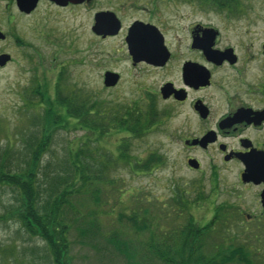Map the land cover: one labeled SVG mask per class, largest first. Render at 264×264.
<instances>
[{"label":"flooded vegetation","instance_id":"obj_1","mask_svg":"<svg viewBox=\"0 0 264 264\" xmlns=\"http://www.w3.org/2000/svg\"><path fill=\"white\" fill-rule=\"evenodd\" d=\"M170 2L176 0H0V56L11 55L0 68L18 56L35 62L53 58L52 65H68L62 57L77 54L78 48L75 40L69 49L68 34L79 35L78 44L85 32L97 48L108 43L111 56L102 82L108 72L119 79L104 87L118 90L127 82L138 99L129 100L126 111L146 115L152 107L149 126H158L171 114L174 137L193 174L188 194L195 193L194 206L216 204L208 222L217 225L225 219L221 211L229 208V201H220L221 194L253 190L260 207L257 217L264 223V40L258 47L228 42L227 37L224 41L225 32L250 23L238 16L243 12H212L207 0H192L190 5L198 3L201 11L181 15L162 9ZM211 13L223 26L211 22ZM109 19L115 23L110 25ZM116 26V33L104 35ZM123 63L126 71L119 68ZM256 71L259 76L253 77ZM159 105H166L163 112ZM233 170L235 184L228 190L227 173Z\"/></svg>","mask_w":264,"mask_h":264},{"label":"rangeland","instance_id":"obj_2","mask_svg":"<svg viewBox=\"0 0 264 264\" xmlns=\"http://www.w3.org/2000/svg\"><path fill=\"white\" fill-rule=\"evenodd\" d=\"M237 1V8L233 9L243 12L238 13V16H246L242 18L243 21L248 20L250 23L244 22L234 26L233 31L225 32L224 41L227 37L228 42L252 43L257 46L264 40V0ZM189 2L192 0H176L162 9L178 10L181 15L190 10L201 11L198 3L193 8ZM209 10L221 11L214 6ZM216 16V13H211V22L223 26ZM239 19L237 21H240ZM79 37L68 34L69 49L71 50L75 40L76 48L78 47L77 54L73 51L62 57L61 60L69 61L68 65H52L50 62L53 58L35 62L18 56L13 63L0 68V152L11 150L9 167L15 169L25 164L22 152L26 140L33 138L36 132L45 127L49 129L48 133L52 134V145L46 160L62 159L67 151L85 138L86 132L74 127V124L67 131L59 126L60 124H45L49 102L58 112L59 102L55 99V89L61 73L64 74L62 88L67 95L73 96L77 92L84 98H96L100 102L125 108L129 100L138 99L132 94L127 82H123L118 90L104 87L102 75L103 70L109 68L111 46L105 42H101L98 48L94 44L91 45V35L86 32L78 44ZM252 51L255 52L254 49ZM119 68L126 71V63L121 64ZM255 75L259 76V72H254L253 77ZM157 107L158 111L163 112L166 105ZM164 116L161 124L150 126L138 135L116 130L113 124L112 131L104 136L101 143L103 152L118 157L126 150L127 157L107 167V182L99 184L100 201L92 202L88 198L85 201L79 196L73 198V204L81 210L83 217L79 221L75 219L71 227V264H127V260L104 240L114 233L119 234L120 239L130 242L135 248L137 254L134 255V260L137 264H163L152 253L155 243L159 242L157 239L170 238L174 234L179 236L189 220H193L194 224L200 227L211 224L208 221L214 217L216 204L214 207L213 202L208 206H194L195 193L188 194L193 174L184 163V153L179 140L174 137L172 116L170 113ZM105 158L104 155L98 157V161L104 163ZM43 164L45 165V162ZM235 178L234 170L227 173L229 184L226 189H232L230 186L235 184ZM238 192L240 194H221L220 201L225 199L231 203L226 201L229 208L221 211L225 219L222 223L213 224L216 232L212 233L208 241H224L226 245H249L253 252V263L264 264V223L259 222L257 217L260 215V207L257 206L253 190L244 189ZM0 195L1 216L5 203L9 205L14 202L15 195L12 188H1ZM237 197L238 201L234 202ZM93 215L96 216L97 219L94 220H97L101 230L102 237L98 239L94 236L92 239L91 234H83L84 230L89 228ZM7 216L12 218L10 214ZM131 217H137L140 221L151 220L150 229H135L128 220ZM71 218L74 220L73 214ZM3 219L5 218H0V257L6 261L1 264H15L10 261L12 254L18 252V255H23V250L26 252L24 257L13 256L16 264L47 263L42 241L28 239L19 232L15 221Z\"/></svg>","mask_w":264,"mask_h":264},{"label":"trees","instance_id":"obj_3","mask_svg":"<svg viewBox=\"0 0 264 264\" xmlns=\"http://www.w3.org/2000/svg\"><path fill=\"white\" fill-rule=\"evenodd\" d=\"M207 1L211 8L214 6L221 11H236L233 8H237L239 3L237 0ZM63 76L61 73L55 89L59 113L49 102L50 108L45 114V124L54 126L60 124L59 126L66 131L74 124V127L86 132L85 138L81 139L76 147L67 151L62 159L46 160L52 145V134L48 133L49 129L45 127L36 132L33 138L26 140L22 152L25 164L15 169L8 166L11 150L5 149L0 152V189L12 188L15 195L14 202H10L9 205L5 203L0 218H5L3 221H15L19 232L28 239L42 241L44 258L47 260L45 264H71L69 255L71 227L75 219L79 221L83 217L81 210L73 204V198L79 196L85 201L87 198L92 202L100 201L99 184L107 182L105 180L107 167L127 157L126 150L118 157L103 152L101 143L104 136L112 131L113 124L116 130L126 131L128 134L143 133L150 127L147 115L153 112L151 107L146 115H138L126 111L125 107L100 102L96 98H84L77 92L73 96L67 95L62 88ZM103 155L106 156L104 163L98 161V157ZM150 158L157 160L154 157ZM7 214L12 218L9 219ZM72 214L74 220L71 218ZM94 219L97 218L93 215L90 221ZM128 220L135 229L141 231L150 229L152 224L151 220L140 221L137 217ZM90 221L89 228H86L83 234H91L92 239L93 236L96 239L101 238L97 220L91 224ZM215 232L212 223L200 227L196 226L193 220H189L179 236L174 234L170 238L157 239L160 244L155 243L152 253L163 264H254L253 252L249 245L231 243L226 245L224 241H208ZM104 240L127 260V264H137L134 260L137 251L130 242L120 239L116 233ZM23 253H26L25 250ZM24 254L18 255L17 252L12 255L24 257ZM13 256L10 261L16 264ZM5 261L0 257V264Z\"/></svg>","mask_w":264,"mask_h":264},{"label":"water","instance_id":"obj_4","mask_svg":"<svg viewBox=\"0 0 264 264\" xmlns=\"http://www.w3.org/2000/svg\"><path fill=\"white\" fill-rule=\"evenodd\" d=\"M109 20H110V22H109L110 25L115 23V20H114V19H109ZM117 31H118V26H116V30H114L113 32H112V31H105V32H104V33H105L104 35H107V34H110V33H116ZM99 33L102 34V31L99 30ZM208 37L211 39V41L214 40V35H208ZM228 52L230 53L231 51H228ZM226 57H230L229 54H226ZM10 59H11V55H9V54L1 55V56H0V66H5V65H6V62L9 61ZM118 79H119V75H118V74H115V73H109V72H108V73H106V76H105L104 85H105L106 87L114 86V85L117 84ZM168 86H169V85H166V86L163 88V92H165V94H166L167 91H168ZM169 92H170V91H169ZM169 92H168V93H169ZM190 164H191L192 166H195V167H196V165H194V163H192L191 161H190ZM247 171H248V175H249L251 178H253V170L249 167V168L247 169ZM263 196H264V194H263ZM263 203H264V200H263Z\"/></svg>","mask_w":264,"mask_h":264}]
</instances>
